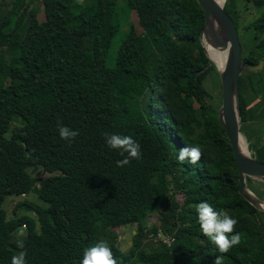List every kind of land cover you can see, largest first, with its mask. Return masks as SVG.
I'll return each mask as SVG.
<instances>
[{
    "label": "trees",
    "instance_id": "16d2710c",
    "mask_svg": "<svg viewBox=\"0 0 264 264\" xmlns=\"http://www.w3.org/2000/svg\"><path fill=\"white\" fill-rule=\"evenodd\" d=\"M34 1L0 0V264L20 251L27 264H79L100 240L118 264H214L220 253L201 233L200 202L238 220L241 244L223 254L224 264H264V213L237 193L216 118L220 94L212 98L202 86L208 74L219 80L198 40L203 16L195 0H40V17ZM234 1L236 11L223 10L235 28L239 7L256 14L240 23L239 132L264 163V0ZM128 14L136 31L125 30L107 67ZM260 60L262 68L250 71ZM61 124L79 131L71 144L60 138ZM105 133L132 136L142 158L118 167L123 157ZM188 145L202 148L196 165L178 160ZM30 167L52 175L35 185ZM245 184L264 202V183L245 177ZM29 193L38 202L23 200L13 211L33 217L7 219L5 197ZM132 222L137 232L122 249L113 230ZM147 223L170 245L146 249Z\"/></svg>",
    "mask_w": 264,
    "mask_h": 264
},
{
    "label": "water",
    "instance_id": "95a60500",
    "mask_svg": "<svg viewBox=\"0 0 264 264\" xmlns=\"http://www.w3.org/2000/svg\"><path fill=\"white\" fill-rule=\"evenodd\" d=\"M203 16L202 28L198 33V40L206 59L214 66L219 80L220 106L216 118L223 129L224 137L229 144L233 164L237 170V193L254 209L263 212V201L254 197L247 189L245 177L256 182L264 183V163L257 161L250 155H245L239 147V96L238 77L243 72L241 61V46L237 31L230 16L213 0H195ZM204 44L213 49L226 52V61L222 70H218L213 61L207 56ZM263 61L250 66V71L260 70ZM149 223H147L148 225ZM137 224H125L119 229V237L123 234L126 246H130L131 236L135 235ZM144 230V227H143ZM125 246V249H126Z\"/></svg>",
    "mask_w": 264,
    "mask_h": 264
},
{
    "label": "clouds",
    "instance_id": "9594fccd",
    "mask_svg": "<svg viewBox=\"0 0 264 264\" xmlns=\"http://www.w3.org/2000/svg\"><path fill=\"white\" fill-rule=\"evenodd\" d=\"M221 8L225 6L227 0H215ZM58 133L62 140L71 144L79 135L78 130H73L67 126L59 125ZM105 143L109 149L119 153L123 159L116 162L118 167H124L132 160L142 158L140 143L129 135L104 134ZM202 148L199 145L186 146L179 150L178 160L181 163H190L196 165L202 154ZM245 155H250L246 152ZM197 218L201 233L216 246L220 255H217L214 264H224L223 254L241 244V234L236 232L238 220L233 218L227 211L215 210L208 202H200L196 206ZM17 247L24 249L22 240L17 241ZM11 264H27L26 252L20 251L11 258ZM79 264H118L110 246L103 240H100L83 250V255Z\"/></svg>",
    "mask_w": 264,
    "mask_h": 264
},
{
    "label": "rangeland",
    "instance_id": "374dc122",
    "mask_svg": "<svg viewBox=\"0 0 264 264\" xmlns=\"http://www.w3.org/2000/svg\"><path fill=\"white\" fill-rule=\"evenodd\" d=\"M7 1V0H6ZM76 1H84V0H76ZM31 7L35 8L38 11V17H40V11H41V3L40 0H35L34 2H32ZM226 7L230 8V9H234L235 11L238 9L237 5H235V1L234 0H227L226 3ZM120 8V7H119ZM121 10V9H120ZM119 13H123V11H118ZM239 20L240 23L242 24L247 23L248 21H250L251 19L255 18L256 14L255 12L251 9H242V7H239ZM129 18H130L126 23H121L120 25V29L117 32L116 36L113 38L112 40V44H111V48L108 51V54L106 55L105 58V65L107 67H110L112 65V59H113V55L116 52V49L118 48V46L120 45L124 34L126 33V29L129 26H133L134 31H136L137 25H136V21L135 18L133 16H130L128 14ZM246 20V21H245ZM121 22V21H120ZM240 23H238V21L236 22V31H237V36H238V40L241 46V54L244 53L245 50V39L242 37V34L240 33ZM249 43V42H248ZM206 45V44H204ZM207 46V45H206ZM263 66V64H262ZM262 68V67H261ZM202 86L204 87V89L206 90V92L213 98L216 97L217 94H220V87H219V82H217L216 76L214 74H208L206 76V78L202 81ZM244 110V108H243ZM239 113H240V109H239ZM242 136V134H241ZM246 147H247V142L244 138V136H242ZM253 139V138H252ZM254 140V139H253ZM247 152L250 153L248 151L247 148ZM26 172L35 179L36 183L35 185L38 184V182L40 180H42L43 178H46L48 176H51L52 174L49 173H45L41 170L40 167H30L26 169ZM255 186V184L250 185V188H253ZM257 187V186H256ZM181 195H176L175 198L176 200L181 203ZM29 201V202H38L36 199L35 194L33 193H29L25 196H6L3 203H2V207L6 213V218L10 219V218H16L20 215H28V216H32V214H30L29 212L23 211L21 209H17L15 212L13 211V207L15 204H17L18 202L21 201ZM154 224H156V221H154ZM157 230H159V228L156 227H151L150 224L147 225V227H145L144 231H145V237L143 239V245L146 249L151 248V247H156L158 245V241H154V234L156 232H158ZM160 231V230H159ZM114 233L118 234L117 237V242L120 246V248L125 249V239H124V235L122 234L119 237V231L118 230H113ZM23 235V229L20 228L18 230H16V232L13 234V238L17 237V236H21Z\"/></svg>",
    "mask_w": 264,
    "mask_h": 264
},
{
    "label": "bare ground",
    "instance_id": "6f19581e",
    "mask_svg": "<svg viewBox=\"0 0 264 264\" xmlns=\"http://www.w3.org/2000/svg\"><path fill=\"white\" fill-rule=\"evenodd\" d=\"M215 2V0H213ZM216 3V2H215ZM217 4V3H216ZM205 51L207 56L213 61L215 67L220 71L223 69L226 61V52L225 51H220L217 49H213L209 47L208 45H204ZM239 147L242 152H247V147L246 144L240 135L239 137ZM263 189V188H262ZM259 196V195H258ZM262 198V197H260ZM261 207L264 209V202L261 204Z\"/></svg>",
    "mask_w": 264,
    "mask_h": 264
},
{
    "label": "built area",
    "instance_id": "2783aa9c",
    "mask_svg": "<svg viewBox=\"0 0 264 264\" xmlns=\"http://www.w3.org/2000/svg\"><path fill=\"white\" fill-rule=\"evenodd\" d=\"M154 241H158V242L168 246L172 242V238L161 236L159 232H156L154 234Z\"/></svg>",
    "mask_w": 264,
    "mask_h": 264
}]
</instances>
